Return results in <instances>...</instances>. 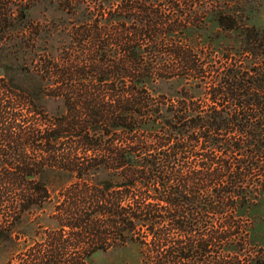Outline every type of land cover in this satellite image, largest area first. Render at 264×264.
I'll use <instances>...</instances> for the list:
<instances>
[{
    "label": "rangeland",
    "instance_id": "obj_1",
    "mask_svg": "<svg viewBox=\"0 0 264 264\" xmlns=\"http://www.w3.org/2000/svg\"><path fill=\"white\" fill-rule=\"evenodd\" d=\"M131 1L148 2L145 6L152 11L168 15L200 11L169 37L184 42L194 55L208 58L211 66L218 67L229 57L228 63L242 60L249 67L253 61L243 53L244 29L255 27L264 33V0H189L174 9L161 0H0V231L7 234L0 236V264H41L51 251L52 264H76L84 249H90L87 264H264L263 191L251 209L233 219L238 228L230 242L213 241L204 249L205 243L197 241L207 239L209 226L201 223L191 236L195 243L186 246L181 244L187 241L183 234L172 229L170 214L161 224L144 222L137 212L144 200L124 187L122 169L100 167L81 173L64 168L57 164L63 152L78 161L90 153L63 134L51 148L44 143L45 135L68 115L59 93L76 84L71 82L73 67L90 68L79 82L88 88L129 86L127 79L99 81L92 74L93 67L108 73L126 67L121 63V41L142 21L138 11L125 9ZM221 13L235 18L238 28H223L218 21ZM141 43L142 57L173 53L167 46L154 49L147 41ZM182 87L148 84L153 95L167 97L169 104L177 101ZM142 131L144 126L134 134ZM125 132L113 131L120 139L127 138ZM48 149L57 153L49 154ZM150 155L160 157L157 151ZM215 155L226 159V154ZM144 157L137 154L139 164ZM206 164L202 157L191 155L171 161L184 170ZM25 165L29 168L21 169ZM129 215L134 223L131 231L122 222ZM208 221L211 229L223 230L224 217L210 215ZM151 230L163 231L165 242ZM170 254L174 258L168 259Z\"/></svg>",
    "mask_w": 264,
    "mask_h": 264
},
{
    "label": "trees",
    "instance_id": "obj_2",
    "mask_svg": "<svg viewBox=\"0 0 264 264\" xmlns=\"http://www.w3.org/2000/svg\"><path fill=\"white\" fill-rule=\"evenodd\" d=\"M161 1L172 9L189 2ZM133 2L125 9L138 11L142 16L137 19L142 21L135 32L124 33L126 37L120 42L124 52L121 63L126 67L109 73L93 67L92 74L98 75L99 81L108 77L114 82L127 79L129 86L121 88L115 83L101 89L88 88L79 82L90 68L73 67L71 82L76 84L59 93L68 115L59 119L58 125L53 124L55 128L45 135L44 143L51 148L63 134L75 138L74 145L90 153L78 161L70 152H63L57 164L64 168L81 173L100 167L122 169L124 187L134 189L144 200L137 209L144 222L161 224L165 214H170L172 229L187 240L181 244L195 243L191 236L201 223L209 226L206 241H197L205 243L204 249L213 241L230 242L238 228L233 219L251 209L264 192V33L255 27L244 29L243 53L253 61L249 67L242 60L228 63L229 57L220 66H211L208 58L194 55L184 42L169 37L182 22L197 18L200 11L168 15L152 11L145 6L148 2ZM218 21L225 29L238 28L237 20L226 14L221 13ZM142 41L154 49L159 45L170 47L173 53L142 57ZM158 82L183 86L177 101L173 99L176 102L169 104L167 97L149 91L148 84ZM143 126L145 131L134 134ZM102 127L106 130L101 131ZM117 128L126 131L127 138L120 139L113 133ZM165 148L168 150L163 151ZM152 151L160 157L150 155ZM48 152L57 153L52 149ZM217 152L226 154V159L217 157ZM137 154L146 155L142 164ZM183 155L202 157L207 164L189 170L171 165L172 160ZM213 163L216 166H211ZM26 168L29 167H21ZM133 194L129 193V197ZM158 212L162 215L157 216ZM210 215L224 217L222 231L211 229ZM131 218L129 215L122 219L130 231L134 229ZM151 231L158 235L159 242H165L163 231ZM1 234L6 233L0 231ZM89 250L79 252L76 264H87ZM52 253L43 255L41 264H52ZM171 256L174 258L170 254L168 259Z\"/></svg>",
    "mask_w": 264,
    "mask_h": 264
}]
</instances>
